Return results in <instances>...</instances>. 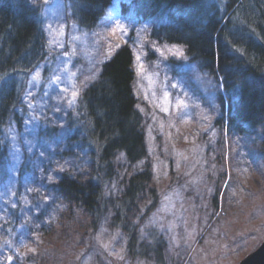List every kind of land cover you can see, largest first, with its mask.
Returning <instances> with one entry per match:
<instances>
[{"label": "rangeland", "instance_id": "obj_1", "mask_svg": "<svg viewBox=\"0 0 264 264\" xmlns=\"http://www.w3.org/2000/svg\"><path fill=\"white\" fill-rule=\"evenodd\" d=\"M31 1L38 7L44 46L37 62L9 77L22 94L16 106L22 116L19 126L8 120L5 127L8 162L0 179V264H22L37 255L41 241L30 236L40 225L60 243L58 231L67 225L62 222L67 211L57 222L47 200H39L41 195L52 197L43 182L52 175L58 139L69 132L59 124L68 118L97 64L124 44L132 52L136 95L148 110L145 142L161 185L154 209L129 214L139 244L146 242L150 249L146 255L130 253L123 232L129 222L115 224L108 210L94 230L74 219L84 235L67 264H238L264 237V157L257 132L220 133L217 89L207 72L185 56L182 45L150 37L147 22L121 18L119 9L127 0H113L90 30L75 22L68 0ZM81 170L87 175L90 168ZM216 191L215 212L211 197ZM115 194L110 190L105 196Z\"/></svg>", "mask_w": 264, "mask_h": 264}, {"label": "trees", "instance_id": "obj_2", "mask_svg": "<svg viewBox=\"0 0 264 264\" xmlns=\"http://www.w3.org/2000/svg\"><path fill=\"white\" fill-rule=\"evenodd\" d=\"M68 1L75 22L84 30L96 25L111 2ZM121 8L138 10L139 19L150 25L153 39L184 47L185 56L206 71L216 86L220 133L257 132L264 157V0H130ZM37 12L31 0H0V179L8 162L5 127L8 120L20 125L17 108L22 94L16 80L9 77L37 62L44 46ZM134 82L132 52L124 44L97 65L87 86L76 95L68 118L59 124L69 132L58 139L56 161L50 162L52 175L43 182L52 197L39 198L47 200L46 207L50 205L51 214L56 212L57 222L61 212L67 211L62 221L67 225L58 231V244L57 236L40 225L30 236L41 241L39 253L22 264H67L66 258L72 257L73 250L78 252L77 241L84 235L74 219L94 230L108 210L115 224L129 222L123 232L128 235L130 253L146 255L150 249L146 242L139 244L138 228L129 217L143 208L154 209L161 188L145 142L148 110L139 104ZM86 167L90 168L87 175L81 170ZM110 190L117 194L106 198ZM217 196L216 191L211 197L215 212ZM153 247L159 250V243Z\"/></svg>", "mask_w": 264, "mask_h": 264}, {"label": "water", "instance_id": "obj_3", "mask_svg": "<svg viewBox=\"0 0 264 264\" xmlns=\"http://www.w3.org/2000/svg\"><path fill=\"white\" fill-rule=\"evenodd\" d=\"M238 264H264V238L260 244L242 258Z\"/></svg>", "mask_w": 264, "mask_h": 264}, {"label": "bare ground", "instance_id": "obj_4", "mask_svg": "<svg viewBox=\"0 0 264 264\" xmlns=\"http://www.w3.org/2000/svg\"><path fill=\"white\" fill-rule=\"evenodd\" d=\"M112 1H113V0H111V2H112ZM129 1H130V0H127V1H125V2H122L121 5H122L123 3H127V2H129ZM111 2H110V3H111ZM109 5H110V4H109ZM109 5H108L107 7H105V10H104V12L102 13L101 17L99 18V20L102 19L103 15H104L105 11L107 10V8L109 7ZM118 14H119V16H120L121 18H122V17H123V18H133V19H135L136 21H142V20L139 19V17H142V16L140 15V12H139L138 10H136L135 8H131V12H130V13H129V11L125 12L124 9L120 8ZM134 92H135V89H134ZM135 96H136V98H137L139 104L142 103V102H140V100L138 99V97H137V95H136V92H135ZM249 129L252 130V131H254L252 128H249ZM144 134H145V127H144Z\"/></svg>", "mask_w": 264, "mask_h": 264}, {"label": "snow or ice", "instance_id": "obj_5", "mask_svg": "<svg viewBox=\"0 0 264 264\" xmlns=\"http://www.w3.org/2000/svg\"><path fill=\"white\" fill-rule=\"evenodd\" d=\"M180 55H182V53H180ZM176 85H173V87H175ZM74 95H75V93H74ZM167 93H165V96L167 97ZM181 103H183L182 101H181ZM9 259H11V258H9Z\"/></svg>", "mask_w": 264, "mask_h": 264}]
</instances>
